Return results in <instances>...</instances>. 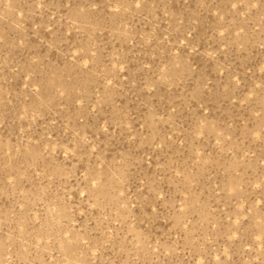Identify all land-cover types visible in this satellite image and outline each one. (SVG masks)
Returning <instances> with one entry per match:
<instances>
[{"label": "rangeland", "instance_id": "obj_1", "mask_svg": "<svg viewBox=\"0 0 264 264\" xmlns=\"http://www.w3.org/2000/svg\"><path fill=\"white\" fill-rule=\"evenodd\" d=\"M0 264H264V0H0Z\"/></svg>", "mask_w": 264, "mask_h": 264}]
</instances>
